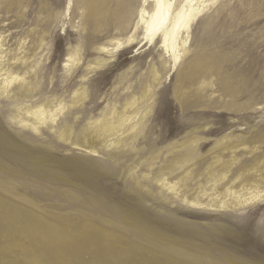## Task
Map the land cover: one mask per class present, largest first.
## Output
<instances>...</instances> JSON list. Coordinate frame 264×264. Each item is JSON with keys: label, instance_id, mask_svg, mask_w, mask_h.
I'll return each mask as SVG.
<instances>
[{"label": "rangeland", "instance_id": "1", "mask_svg": "<svg viewBox=\"0 0 264 264\" xmlns=\"http://www.w3.org/2000/svg\"><path fill=\"white\" fill-rule=\"evenodd\" d=\"M120 1L129 2V14L123 20H118L114 14ZM145 1L107 0L102 8L108 13L101 17L88 14L86 0H0V75L3 74L0 81L4 79L5 71H12L25 76L31 85L30 90L19 92L17 83L11 84L9 93L0 95V123L52 160L59 159L64 163L67 157H82L90 161L106 182L102 183L103 189H98L94 176L82 173L79 182L84 187H89L87 189L96 196L100 194L97 198L107 204L131 209L148 224L160 227L168 234L203 242L188 235V227L176 226L174 221L164 217L165 207L181 211L180 217L201 226L217 218L221 223L230 221L250 228L249 238L258 246L257 250L246 246L240 238L204 243L252 263L264 264V227L259 223L264 221V204L258 208L252 203L245 207L219 209L216 203L223 200L235 204L236 195L243 194V182L234 181L230 173L227 180L212 188L207 173V166L215 161V154L223 157L221 163L227 164L231 159V149L225 150L224 142L232 146L243 142L244 137L249 147L258 146L256 151L250 152L249 147L243 148L241 144L235 149L234 154L238 157L235 165L264 151V143L256 139L264 132V0H199L196 6L201 7L200 14L180 36L181 48L185 41L187 51L181 50L177 62L166 56L160 47L161 41L151 45L142 40L141 13L143 9H152ZM205 2L208 5L204 7ZM173 3L176 12L185 0H173ZM77 57H80L79 62L74 61ZM197 58L218 60L220 74L210 77V72L207 78L196 74L192 79H185L186 71ZM99 59L107 61L94 69L88 67ZM153 65L160 73V80L156 82ZM147 83L154 86L149 95L153 108L140 125L141 131L135 139L116 148L103 147L98 153L72 145L80 136L82 126L113 106L122 109L126 97L140 95ZM82 86L88 88L89 97L82 106L70 107L75 91ZM43 103L52 110L60 103L66 108L54 122L41 125L39 132L22 127L15 119L20 107ZM22 113L27 117L25 111ZM66 124L73 126L70 141L58 137ZM195 135L211 139L198 152L200 156L192 166L193 174L182 183L177 194L162 189L156 177L164 175L175 182L179 173L160 172L171 163L172 143L179 141V149L186 153L194 145H181ZM218 140L221 144L211 152ZM133 147L147 152L136 161L139 155ZM161 149L164 153L150 174L151 180L137 186L129 165L133 161L134 166L142 162L137 174L149 171L150 152ZM5 160L15 167L11 160ZM28 184L35 193L28 198L45 208L43 215L50 218L54 212L69 210L56 209L66 205L59 196L63 186L51 185L49 188L42 180ZM224 184L237 194L226 191ZM7 196L12 206L26 204L21 197ZM128 196L142 197V207H132L134 201ZM161 196L166 199L160 200ZM193 196L204 204L191 206L183 200ZM3 217L0 215V248L18 239L27 245L39 243L34 229L4 228ZM83 259L90 261L91 256L84 254Z\"/></svg>", "mask_w": 264, "mask_h": 264}, {"label": "bare ground", "instance_id": "2", "mask_svg": "<svg viewBox=\"0 0 264 264\" xmlns=\"http://www.w3.org/2000/svg\"><path fill=\"white\" fill-rule=\"evenodd\" d=\"M145 2L151 5L152 9L150 11L143 9L141 13L139 24L142 26V40H146V43L151 45L161 41L160 47L166 56L172 57L177 62L181 58V50L187 51L185 41H182L181 48L180 36L188 31L190 23L200 14L201 7L196 6L199 0H185V4L176 12L173 0H146ZM106 3L107 0H86L88 14L104 17L108 11L102 6ZM128 3V1L121 2L115 8L114 14L118 20L128 17ZM207 5L206 2L203 3L204 7ZM75 60L79 62L80 57ZM106 61L99 59L88 67L94 69L97 66H103ZM218 65V60L197 58L186 71L184 78L192 79L196 74L207 78L210 72V77L218 75L220 74ZM152 73L155 82L160 80V73L155 65H153ZM3 78L0 81V95L9 93L10 85L15 83L19 92L31 89L26 77L18 73L5 71ZM246 82H249L248 79ZM153 88L152 84L147 83L140 95L126 97L122 109L113 106L100 117L91 119L81 127L80 136L72 142V145L88 149L93 153H98L103 147L116 148L119 145H127L128 140L138 136L141 131L140 125L152 112L153 106L149 102V95ZM233 91L236 90L233 89ZM88 97V88L82 86L75 91L70 107L82 106ZM65 108L66 106L61 103L55 110L49 109L46 103L20 107L15 119L22 127L39 132L41 125L47 121L54 122ZM22 111L26 112L27 117ZM72 131L73 126L66 124L65 128L59 131L58 137L70 141ZM258 136L260 137L256 138L257 141L264 143V132ZM210 139L203 135H195L187 139L181 146L187 143H192L194 146L186 153L179 149V141H177L178 144L172 143L171 163L168 167L161 168L160 172L168 170L170 173L177 171L179 173L175 182L169 181L164 175L156 177V182L162 189L166 188L174 194L179 193L182 183L193 174L192 166L200 156L198 152ZM220 144L218 140L210 151L214 152ZM241 144L243 148L249 147L244 137L243 142L236 145L230 146L224 142L225 150L230 147L232 152L229 162L221 163L223 157L217 153L214 156L215 161L207 166L212 188L217 183L227 180L230 173L233 179L235 178L234 181L243 182V194H237L236 190L224 184L226 191L237 194L236 202L232 204L229 200L220 201L216 203L219 209L245 207L252 203L255 204V208H258L264 204V151L235 165L238 159L234 154L235 149ZM249 148L250 152H254L258 146ZM132 149L139 155L136 161L147 152H141L139 147ZM150 153L147 159L149 171L137 174L136 170L142 162L134 166L133 161L129 165L130 172L136 176L137 186H143L142 182L147 183L151 180L150 174L155 169L158 159L162 158L164 151L161 149ZM5 159L11 160L15 167L8 164ZM82 173L94 176L97 181L96 188L103 189L102 183L104 184L106 180L90 161L82 157H67L64 163L59 159L52 160L35 145L15 136L0 123V215H4L3 226L12 230L25 227L34 229L39 239V243L36 242L34 245H31L32 243L27 245L20 239L14 243L7 242L5 247L0 248V264H255L227 250L204 243L209 240L221 243L230 237L240 238L246 246L257 250L258 246L249 238L252 233L250 228L230 221L221 223L217 218L211 219L206 226H201L180 217L181 211L165 207L166 212L162 214L164 217L174 221L176 226L188 227L187 230L190 231L188 235L203 242L184 240L168 234L160 227L151 226L129 208L107 204L99 199L100 194H97L99 196L97 198L95 193L87 189L89 187L86 188L82 182H79ZM33 180H42L43 184L49 188L51 185L63 186L59 196L66 201V205L64 208L56 207V209L69 210L54 212L50 218L43 215L45 208L28 198L30 195L35 196L32 186L28 184ZM144 187L147 186L144 185ZM134 191L138 193L137 189ZM7 195L21 197L26 204H21L22 207L12 206L10 204L13 203L9 201ZM128 197L134 201L132 207L143 205L142 197ZM159 199L164 201L166 198L161 196ZM183 200L191 206L204 204L195 196L184 197ZM32 205L35 208H32ZM259 223L264 227L263 220ZM84 254L91 256L90 261L83 259Z\"/></svg>", "mask_w": 264, "mask_h": 264}]
</instances>
